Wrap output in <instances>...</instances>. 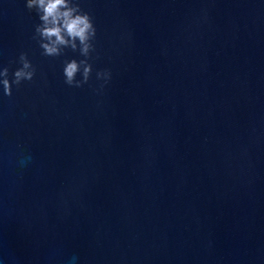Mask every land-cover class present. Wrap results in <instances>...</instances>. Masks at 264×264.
Instances as JSON below:
<instances>
[{
  "label": "water",
  "instance_id": "95a60500",
  "mask_svg": "<svg viewBox=\"0 0 264 264\" xmlns=\"http://www.w3.org/2000/svg\"><path fill=\"white\" fill-rule=\"evenodd\" d=\"M80 2L75 87L78 52L42 55L0 0V65L36 69L0 96L2 264H264V0Z\"/></svg>",
  "mask_w": 264,
  "mask_h": 264
},
{
  "label": "clouds",
  "instance_id": "9594fccd",
  "mask_svg": "<svg viewBox=\"0 0 264 264\" xmlns=\"http://www.w3.org/2000/svg\"><path fill=\"white\" fill-rule=\"evenodd\" d=\"M25 7L33 10L38 18L34 26L33 39L49 57L60 56L65 49L78 52L80 58H67L62 64L64 83L81 87L86 84L93 72L90 62L95 50L97 28L91 14L81 6L80 0H24ZM17 67L11 74L7 65H0V96H10L13 85L30 81L36 69L25 52H20ZM95 78L101 91L111 79V71L98 69ZM2 264V261H0Z\"/></svg>",
  "mask_w": 264,
  "mask_h": 264
}]
</instances>
